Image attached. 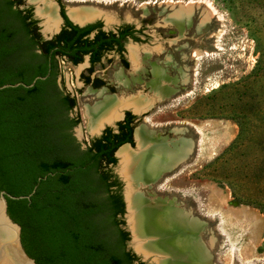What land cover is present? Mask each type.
I'll return each instance as SVG.
<instances>
[{
  "label": "rangeland",
  "instance_id": "1",
  "mask_svg": "<svg viewBox=\"0 0 264 264\" xmlns=\"http://www.w3.org/2000/svg\"><path fill=\"white\" fill-rule=\"evenodd\" d=\"M24 1L25 6L30 2V7L40 13L42 4ZM50 2L62 5L66 14L69 7L96 9L98 16L93 21H101L105 31L127 24L142 30L140 42L129 40L125 45L128 67L111 55L93 69L91 77L102 80L105 85L101 89L110 94H141L152 103L157 98L143 115L126 108L120 114L145 116L144 122L142 119L135 124V130L144 126L171 146L180 142L187 145L183 160L165 170L164 178H160L163 172L153 186L158 184L161 199L173 201L201 224L199 237L212 264H264V214L233 196L234 188L243 198L252 193L264 197V168L253 164L264 156V6L252 0H233V5L223 0ZM160 3L180 8L193 3V10L178 27L167 20ZM176 12L170 15L171 20ZM39 15V28L45 30V17ZM132 58H136V68ZM259 59L260 70L250 78ZM60 66L61 86L77 101L72 115L80 117V124L74 134L86 147L101 136L99 131L90 134L82 118V109L89 103L87 92L99 89L81 80L88 74L87 61L73 66L61 60ZM154 67L164 74L161 80L165 76L160 89L168 93L161 98L159 90L151 87L156 80ZM119 72L126 74L128 87L123 88L116 79ZM251 106L258 112H251ZM241 113L245 115L242 118ZM238 120H243L250 131L243 145L233 150L240 133ZM113 124H105L101 131ZM130 149H137L136 143ZM118 161L113 172L120 169ZM123 220L129 231L127 218ZM132 242L130 237L127 247L133 252L136 243Z\"/></svg>",
  "mask_w": 264,
  "mask_h": 264
},
{
  "label": "trees",
  "instance_id": "2",
  "mask_svg": "<svg viewBox=\"0 0 264 264\" xmlns=\"http://www.w3.org/2000/svg\"><path fill=\"white\" fill-rule=\"evenodd\" d=\"M223 1L233 5V0ZM252 1L264 6V0ZM61 15L64 27L45 40L24 0H0V87L29 86L37 80L30 88L0 89V191L31 195L7 198L8 214L21 226L23 247L37 264H146L127 247L123 186L112 170L118 162L116 151L124 144L134 146L135 125H129L136 117L128 112L117 123V132L107 127L83 148L74 134L80 124V117L72 115L76 98L59 85L61 60L79 65L93 54L92 72L102 51L117 45L125 53L128 39L140 42L137 35L142 30L127 24L116 33L105 32L101 22L79 27L62 5ZM260 62L250 78L258 74ZM123 64L128 67L126 59ZM92 85L100 88L105 83L95 79ZM237 123L240 133L233 150L243 145L250 131L243 120ZM253 164L264 168V156ZM233 196L264 214L263 196L252 193L243 198L234 188Z\"/></svg>",
  "mask_w": 264,
  "mask_h": 264
},
{
  "label": "bare ground",
  "instance_id": "3",
  "mask_svg": "<svg viewBox=\"0 0 264 264\" xmlns=\"http://www.w3.org/2000/svg\"><path fill=\"white\" fill-rule=\"evenodd\" d=\"M30 1L43 5L40 13L46 20L45 31H55L58 21L56 5L50 0ZM192 5L193 3H190L186 8L181 6L172 16V21L181 27V21L191 15ZM68 14L74 22L84 24L98 16V11L88 7H69ZM132 61L136 68V58H132ZM155 69L156 80L151 87L155 89L154 91L159 90L158 97L161 98L168 93L160 89V81L165 76L161 80L164 74L161 75V72L159 74L158 68ZM116 79L123 84V88L124 85L126 87L130 85L122 72L116 74ZM87 93L89 98L86 101L89 103L82 109V118L90 134L98 131L100 133L107 123H115V120L121 117L120 112L124 108L143 112L152 105L150 98L141 94L130 97L108 95L105 89L89 90ZM135 140L137 149H130L132 147L129 145L124 146L118 151V157L120 173L127 181L128 222L134 235L136 249L145 255L158 254L167 257L158 260L157 264L158 262L159 264H212V257L199 237L201 224L196 219H192L189 213L179 209L173 201L157 196L150 198L151 200L146 199L138 189L153 187V183L165 170L171 169L183 160L187 154V145L180 142L171 146L170 143L155 137L144 126L136 130ZM164 175L160 178H164ZM157 185L150 195L159 192L156 191Z\"/></svg>",
  "mask_w": 264,
  "mask_h": 264
},
{
  "label": "water",
  "instance_id": "4",
  "mask_svg": "<svg viewBox=\"0 0 264 264\" xmlns=\"http://www.w3.org/2000/svg\"><path fill=\"white\" fill-rule=\"evenodd\" d=\"M165 3H160L159 4V8L162 9L163 12L168 14V21L174 23L176 26L180 27L178 25V23H175L174 21H172L169 17L171 14H173V12L177 11L180 9V7H177L175 5H168L165 4V6H163ZM30 5H32L30 2L27 3L26 7H30ZM197 13L198 9H197ZM34 15L35 18H40L41 16L37 13L36 9L34 10ZM67 16L69 17V15L67 14ZM62 18V17H61ZM69 19L72 21V23H74L75 25H78L79 27H85L88 26L90 24L95 23L94 21L88 22V23H84V24H78L76 22H74L70 17ZM64 23V20L62 18V24L59 27V29L57 31H55L54 33H46L44 29H40V32L43 36L44 39L46 40H51L55 35H57L61 29H62V25ZM40 26V25H39ZM44 79V78H42ZM37 80H35L31 85L27 86L24 84H16V85H5L3 87H0V89L3 88H8V87H17L20 85H23L24 87L30 88L33 87L35 85ZM59 85L61 86V77L59 78ZM148 110L143 111L142 115L144 113H146ZM141 118V117H140ZM139 118V120H140ZM123 119V116L121 118V120ZM143 122L145 121V116H142ZM120 120L116 121L111 127H113L114 129L116 128V123L119 122ZM144 124V123H143ZM142 124V125H143ZM102 134V131L100 132V135ZM78 141H81V138L79 135H76ZM134 141L136 143L135 140V132H134ZM129 145L130 147H132L131 144H124L122 145L115 153V156L117 159H119L118 157V151L124 147ZM83 148H86L85 145H83ZM120 160V159H119ZM119 162V161H118ZM117 162V164H118ZM120 165V164H119ZM114 168V167H113ZM167 171L164 172V174ZM169 172V171H168ZM114 174L117 175V177L119 178L120 182L122 183V195H123V199L125 202V208H126V213L124 215L125 218H127V227L130 228V230H126L127 232H129L130 237L133 240V244H134V235L133 232L131 230L130 224L128 222V204H127V200H126V189H127V181L125 180V178L123 177V175L120 173V169L117 172L116 170H114ZM156 185H154L153 187L151 186H146L143 188H138L139 192L143 193L144 198L149 199V195L155 191L153 190L155 188ZM147 194V195H146ZM155 196L160 197L157 193H154ZM30 196H21V197H15L12 196L10 194H8L5 191H0V264H37L36 261L31 258L27 252L25 251L23 244H22V228L19 224H17L16 222H14L12 220V218L10 217V215L8 214V199H13V200H17V199H30ZM133 253L140 259L141 262H145L147 264H151L149 258H151L153 260V263L157 264L158 260H164L165 258L167 259L166 256H161L158 254H150V255H145L144 253L138 251L136 248L133 250Z\"/></svg>",
  "mask_w": 264,
  "mask_h": 264
},
{
  "label": "flooded vegetation",
  "instance_id": "5",
  "mask_svg": "<svg viewBox=\"0 0 264 264\" xmlns=\"http://www.w3.org/2000/svg\"><path fill=\"white\" fill-rule=\"evenodd\" d=\"M56 5V8H57V17H58V21H57V27L55 28V31H57L58 29H59V27L61 26V23H62V15H61V5H57V4H55ZM67 14H68V12H67ZM62 17V18H61ZM70 17V16H69ZM68 17V18H69ZM71 18V17H70ZM33 19L34 20H37L36 18H35V15H34V10H33ZM72 19V18H71ZM95 18H93L91 21H93ZM64 20V19H63ZM70 20V19H69ZM71 21V20H70ZM91 21H88V22H91ZM72 22V21H71ZM88 22H85V23H88ZM97 22H101V21H96L95 23H97ZM95 23H93V24H95ZM102 23V22H101ZM74 24V23H73ZM79 24V23H78ZM81 24V23H80ZM75 25V24H74ZM91 25V24H90ZM38 26H39V23H38ZM78 26V25H77ZM123 25H121V26H119V27H117L116 28V30H111V31H105L104 30V28L102 27V28H100L101 30H103V31H105V32H114V33H116L118 30H119V28L120 27H122ZM40 27V26H39ZM64 27V23H63V25H62V28ZM136 29V28H135ZM62 30V29H61ZM137 30V29H136ZM54 31V30H53ZM53 31H51V32H53ZM96 32H98V31H95L92 35H91V37L93 38L94 36H95V34H96ZM41 33V32H40ZM42 35V34H41ZM56 36V35H55ZM54 36V37H55ZM138 37H139V35H137ZM43 37V36H42ZM46 40V39H45ZM129 40H131V41H133L132 39H128V41ZM133 42H135V41H133ZM126 45V44H125ZM124 45V48H125V53L124 52H121V51H119V47L117 46V45H115V47H114V49L113 50H111V51H102V53H101V56H100V58H95V60H100L101 62L100 63H98L97 65H99V64H101L102 62H103V60L105 59V58H109L111 55H115V56H117L118 58H119V60L122 62V64H123V60H125L126 59V46ZM123 56V57H122ZM91 57H93V54H88V55H86V56H84V61H87V66H88V69H87V72H88V74H83L84 76H86V77H89L91 80H92V82L90 83V84H87L86 82H85V79L83 78V76L81 77V80L84 82V84L87 86V85H90V86H92L93 87V85H92V83L94 82V80L95 79H98V78H92L91 77V73L93 72H90L89 71V69L91 68V63H90V61H91ZM62 61H64V62H66V63H70V64H72L71 62H68V61H66V60H62ZM83 61V62H84ZM127 61V60H126ZM82 62V63H83ZM73 65V64H72ZM97 65H95L94 67H93V69L97 66ZM73 66H77V65H73ZM123 66H124V64H123ZM92 69V70H93ZM124 73V72H123ZM125 74V73H124ZM126 75V74H125ZM62 77V76H61ZM104 87V86H103ZM103 87H100V88H95V87H93L94 89H101V88H103ZM106 90V89H105ZM107 94L108 95H116V94H110V93H108L107 92ZM71 96L72 97H75V96H73L72 94H71ZM157 97V96H156ZM155 99H157V98H155ZM155 99H154V102H155ZM154 102L152 103V105L154 104ZM152 105H151V107H152ZM150 108V107H149ZM125 110V109H124ZM132 110V109H131ZM128 112H125V113H122V115H123V119L121 120L120 119V121L119 122H121V121H124L125 120V118H126V114H127ZM129 113H131L133 116H135L136 117V119L134 120L133 119V121L130 123V127H132V126H134L136 123H138L140 120H142V117L140 118L137 114H134L133 112H129ZM139 118H140V120H139ZM118 123V122H117ZM117 123H116V128L114 129L113 127H111V126H109L110 128H112V129H114V132H117ZM107 128V127H106ZM105 128V129H106ZM134 131L136 132V130L134 129L133 130V140H134ZM102 134H103V132H102ZM101 134V135H102ZM100 137V136H99ZM99 137H97V138H99ZM134 145H135V141H134ZM133 147V146H132ZM114 173V172H113ZM115 175V174H114ZM116 176V178L119 180V178L117 177V175H115ZM120 181V180H119ZM123 196V195H122ZM147 264V263H146Z\"/></svg>",
  "mask_w": 264,
  "mask_h": 264
}]
</instances>
